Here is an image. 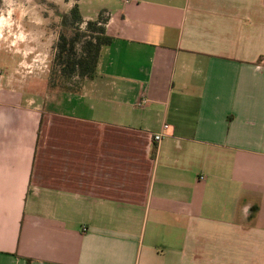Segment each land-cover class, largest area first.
I'll return each instance as SVG.
<instances>
[{"label": "crops", "instance_id": "0c3cea01", "mask_svg": "<svg viewBox=\"0 0 264 264\" xmlns=\"http://www.w3.org/2000/svg\"><path fill=\"white\" fill-rule=\"evenodd\" d=\"M78 4L93 78L0 81V264H264V0Z\"/></svg>", "mask_w": 264, "mask_h": 264}, {"label": "clouds", "instance_id": "9594fccd", "mask_svg": "<svg viewBox=\"0 0 264 264\" xmlns=\"http://www.w3.org/2000/svg\"><path fill=\"white\" fill-rule=\"evenodd\" d=\"M73 5L74 0H0V42L12 56L19 57L14 78L19 70L25 77L46 70L54 56L52 44L59 38L60 14L68 13ZM43 12L48 16L44 17ZM52 24L57 27L50 28ZM78 28L85 31L87 22L82 20Z\"/></svg>", "mask_w": 264, "mask_h": 264}, {"label": "trees", "instance_id": "16d2710c", "mask_svg": "<svg viewBox=\"0 0 264 264\" xmlns=\"http://www.w3.org/2000/svg\"><path fill=\"white\" fill-rule=\"evenodd\" d=\"M104 12L100 11L95 19L87 20V29L80 31L78 24L83 16L78 4L71 8V22L68 27L71 33L62 31L57 42L54 84L60 83L65 90H70L67 84L74 76L89 79L96 75L101 50L113 40L106 32L107 17Z\"/></svg>", "mask_w": 264, "mask_h": 264}, {"label": "rangeland", "instance_id": "374dc122", "mask_svg": "<svg viewBox=\"0 0 264 264\" xmlns=\"http://www.w3.org/2000/svg\"><path fill=\"white\" fill-rule=\"evenodd\" d=\"M39 2L44 3V0H39ZM75 4H78V0H74V5ZM96 4H94V6ZM48 7L55 8L56 5L49 4ZM42 15L44 17H47L48 13L43 12ZM60 15L61 20L59 27V35L62 31L71 33V31L68 30V27L70 26L71 22V9L68 13H61ZM83 20H85L84 17ZM49 27L54 29L57 26L55 24H52L49 25ZM57 42L58 40L54 41L52 44L54 56L52 57L51 62L49 63L46 70L34 76L28 77H25L23 70H19L15 73V78L13 69L16 68V61L19 59V57L12 56L10 50L6 48L2 42H0V81L2 83L1 85L5 88L25 91V93L27 94L25 98L35 99L39 101L42 107H46V103L49 98L57 96L59 93H61V91L65 90L63 87H61L60 83L57 85L53 83L55 77L54 57L57 52ZM80 80V78L74 76L70 79V82L67 84L68 86H66L71 88L70 90H77Z\"/></svg>", "mask_w": 264, "mask_h": 264}, {"label": "built area", "instance_id": "2783aa9c", "mask_svg": "<svg viewBox=\"0 0 264 264\" xmlns=\"http://www.w3.org/2000/svg\"><path fill=\"white\" fill-rule=\"evenodd\" d=\"M143 101H144V98H140V99L137 101V104H138V105H142ZM164 128H167V124H165V125L163 126V129H164ZM164 135H165V134H164L163 132H156V133L153 134V140L156 141V142H159V141L163 138Z\"/></svg>", "mask_w": 264, "mask_h": 264}]
</instances>
